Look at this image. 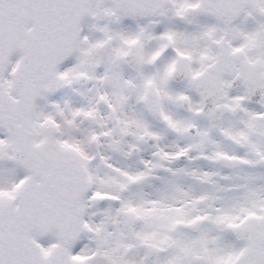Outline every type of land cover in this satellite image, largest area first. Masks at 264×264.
<instances>
[{
  "label": "snow or ice",
  "instance_id": "1",
  "mask_svg": "<svg viewBox=\"0 0 264 264\" xmlns=\"http://www.w3.org/2000/svg\"><path fill=\"white\" fill-rule=\"evenodd\" d=\"M0 264H264V0H0Z\"/></svg>",
  "mask_w": 264,
  "mask_h": 264
}]
</instances>
